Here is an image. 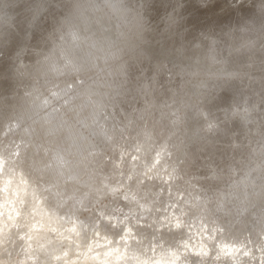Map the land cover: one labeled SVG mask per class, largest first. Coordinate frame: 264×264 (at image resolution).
Here are the masks:
<instances>
[{"label": "clouds", "instance_id": "9594fccd", "mask_svg": "<svg viewBox=\"0 0 264 264\" xmlns=\"http://www.w3.org/2000/svg\"><path fill=\"white\" fill-rule=\"evenodd\" d=\"M0 264H264V0H0Z\"/></svg>", "mask_w": 264, "mask_h": 264}]
</instances>
